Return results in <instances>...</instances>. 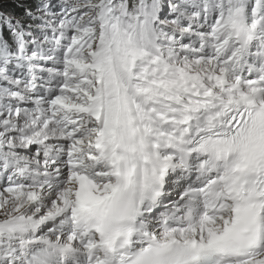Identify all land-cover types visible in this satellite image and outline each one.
Returning a JSON list of instances; mask_svg holds the SVG:
<instances>
[{
    "label": "snow or ice",
    "instance_id": "1",
    "mask_svg": "<svg viewBox=\"0 0 264 264\" xmlns=\"http://www.w3.org/2000/svg\"><path fill=\"white\" fill-rule=\"evenodd\" d=\"M0 264H264V0H0Z\"/></svg>",
    "mask_w": 264,
    "mask_h": 264
}]
</instances>
